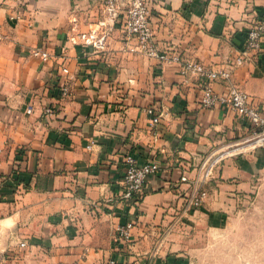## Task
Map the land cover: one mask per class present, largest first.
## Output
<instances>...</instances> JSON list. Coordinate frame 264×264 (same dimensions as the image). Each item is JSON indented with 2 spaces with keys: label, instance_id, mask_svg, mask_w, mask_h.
<instances>
[{
  "label": "crops",
  "instance_id": "1",
  "mask_svg": "<svg viewBox=\"0 0 264 264\" xmlns=\"http://www.w3.org/2000/svg\"><path fill=\"white\" fill-rule=\"evenodd\" d=\"M149 19L160 47L216 70L264 19V0H158ZM94 28L103 48L70 40ZM121 32L101 0H0V33L9 36L0 42V264H194L191 227L220 242L219 261L199 248L198 264L235 263L237 254H224L227 234L264 178V146L227 156L208 199L185 218L181 174L253 129L224 106L201 107L199 76L130 52ZM35 47L49 59L33 57ZM231 82L264 115V51L236 66ZM152 104L162 111L154 127ZM126 154L159 165L137 204L121 198ZM130 221L129 239L117 240L116 226Z\"/></svg>",
  "mask_w": 264,
  "mask_h": 264
},
{
  "label": "built area",
  "instance_id": "2",
  "mask_svg": "<svg viewBox=\"0 0 264 264\" xmlns=\"http://www.w3.org/2000/svg\"><path fill=\"white\" fill-rule=\"evenodd\" d=\"M101 1L104 5V12L110 20L120 18L122 38L129 46L130 52L156 59L160 63L176 65L182 76L189 73L199 76L201 79L199 105L203 108L224 106L253 129L252 133L243 139V143H248V147L264 146V115L250 104L247 94L231 82V74L236 66L242 64L250 53L264 51V19L255 20L247 29L245 44L239 55L223 68L214 70L205 67L200 62L185 59L178 51L162 48L155 42L149 17L151 9L158 0ZM99 23L105 25L104 21ZM97 32L98 28H94L85 33L75 34L70 40L74 44L83 43L93 45L96 48H103V37ZM8 39V34L0 33V42ZM30 54L41 61L49 59L47 50L41 47L31 49ZM63 72H67V69L63 68ZM217 81H221L223 84L220 92L214 89V83ZM62 87V93L65 94L66 86L63 85ZM53 112L51 106H45L42 114L49 117ZM146 113L149 116L151 127L160 122L162 111L156 104L148 106ZM239 148L238 146H228L224 149H212L181 174L179 182L186 185L182 190L183 199L181 202V214L185 218H188L194 210L205 203L208 199V185L213 179L215 171L227 156L236 154ZM124 164L125 172L121 180V198L137 204L141 199L148 177L158 172L159 165L151 160L138 164L136 158L131 154L124 156ZM132 229L133 223L131 221L124 225H117L115 238L117 240L129 239ZM108 264L117 263L114 260H109Z\"/></svg>",
  "mask_w": 264,
  "mask_h": 264
},
{
  "label": "rangeland",
  "instance_id": "3",
  "mask_svg": "<svg viewBox=\"0 0 264 264\" xmlns=\"http://www.w3.org/2000/svg\"><path fill=\"white\" fill-rule=\"evenodd\" d=\"M247 144L240 143L238 147L242 148ZM256 182H258V185L246 194L247 196L240 204L239 210L235 212L233 228L227 234L231 238L230 244L228 243L231 249L229 250V247H227L224 254L227 257L231 252L237 254L236 261L232 264H264V249L257 250V246L261 243V229L264 227V178L258 179ZM196 233L191 227L188 246L194 264L199 263L197 259L199 248L205 253H209V259L212 262L219 261V254L216 255V249H219L220 242H215V234L212 233V236H209L205 232V236L203 233L200 237H194ZM224 260L223 258L222 264L225 263Z\"/></svg>",
  "mask_w": 264,
  "mask_h": 264
}]
</instances>
